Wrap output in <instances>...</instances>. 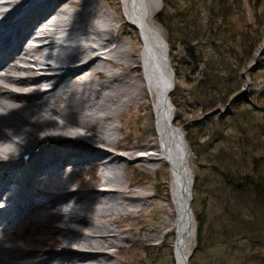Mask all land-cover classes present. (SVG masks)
Segmentation results:
<instances>
[{"label":"bare ground","instance_id":"obj_1","mask_svg":"<svg viewBox=\"0 0 264 264\" xmlns=\"http://www.w3.org/2000/svg\"><path fill=\"white\" fill-rule=\"evenodd\" d=\"M152 12L148 0H0V264H118L109 249L127 240L121 217L150 206L161 218L156 242L172 237L175 264H190L191 146L174 124L175 74ZM132 107L143 132L127 157L113 150L130 125L115 121ZM128 159L159 173L156 192L125 191ZM98 160V185L74 189L76 166ZM60 200L71 210L49 227L47 210ZM31 209L30 236L12 234Z\"/></svg>","mask_w":264,"mask_h":264},{"label":"rangeland","instance_id":"obj_2","mask_svg":"<svg viewBox=\"0 0 264 264\" xmlns=\"http://www.w3.org/2000/svg\"><path fill=\"white\" fill-rule=\"evenodd\" d=\"M120 3V0H117ZM201 5L203 0H200ZM150 5V10H153L155 22L160 26L163 35L167 41L169 47V59L171 67L175 74V89L171 94V101L175 107L176 118L174 124L181 127L187 126L189 123H194L198 129H203L205 121L209 114H205L201 108V104L198 101L197 95L193 92L198 84V80L203 74L205 68V61L202 60L200 56L201 49H205L206 55H209V51L217 52L215 47L220 48V51L225 55H241L242 54V33L252 31L256 34L255 38L258 39L257 46L252 51V56L250 59L245 56L242 61V76L245 81L243 89L239 92L238 98L243 102H252L260 91L264 90V0H227L228 7L230 9V14L222 20L224 26H226L227 32L221 33L220 37L225 35L223 40L219 41L216 46L212 43V40L206 39L205 43L198 44H188L183 42L177 35L172 34L163 24L157 21L158 14L163 9H157L155 4L156 0H148ZM182 4V0H181ZM205 12L203 14V17ZM243 58V57H242ZM46 83V82H45ZM240 96V97H239ZM259 97V96H258ZM261 107L262 114L256 119L255 122L264 123V100H259L256 104ZM151 117L147 119V126H153L155 122V114L153 110V102L149 101ZM231 106V105H230ZM223 106L220 112H216L215 116L217 118L220 115H224L228 107ZM138 118V109L132 107L131 111L124 113L122 117V123L120 119L117 118L115 123L119 126H127L124 131L117 133L120 144L123 147H119L113 150L114 153L121 154L127 157H131L133 154H129L132 150L131 147L138 142H142L140 135L143 132L141 124H143L144 119ZM146 121V119H145ZM202 124V126H200ZM210 125H212L210 123ZM207 124V129L205 131L197 130L195 135L199 139V149L197 147L194 151L193 146H191V169L194 177V187H193V201L192 209L195 216V228L196 236L194 243L192 245V253L190 264H225L226 259H235L236 262L240 258L243 260L245 254H249L251 247L246 246V244L241 243L239 247L235 250L234 255H227V246L220 245L216 247L200 248L198 241V214L202 217H207L210 220L215 219L217 214L223 210L218 206V196H216L217 181L220 179L218 171H216V153L219 151L221 145L218 141H212V130L217 127V122L210 126ZM220 126V123H219ZM141 127V129H140ZM148 128L144 127V132ZM253 129V128H252ZM249 128L248 135L252 136L253 130ZM186 133V131H185ZM207 133L206 135H203ZM229 140L223 141L222 145L226 149L235 146L239 151L241 150L242 140L240 135L236 133L228 134ZM208 139L210 142H208ZM130 142L131 145H126L124 142ZM264 141V136H263ZM212 142V143H211ZM214 144V148L210 146ZM202 152H201V151ZM24 150L21 151V154ZM18 157L21 159L22 155ZM101 160L95 162H84L76 169H82L79 174H75L72 180L73 188H79L84 190V183H89L90 186L98 185L97 177L101 174ZM128 163L125 169H121L120 174L122 176L121 180L123 184H126L125 191L128 194L136 195L137 190L144 189L145 193L152 194L158 190L157 182L160 181L159 173H151L148 171L144 165L140 167H130V165L138 164L135 161L127 160ZM66 175V173H62ZM163 184V183H162ZM143 191V192H144ZM148 203L156 202V199L149 197L146 200ZM152 207L146 208L140 212L126 214L120 219V226L125 229L124 235L127 236V240L121 243L120 247H115L109 249L110 253L113 255L118 264H175L172 249V237H168L163 243L156 242V235L160 229L159 223L161 218L151 211ZM54 209L51 207L47 210V213H52ZM81 213V212H80ZM84 214V213H82ZM35 212L33 209L26 211L24 215L18 219L14 225L10 228L11 231H15L12 234H25L27 237L33 231V221L35 219ZM84 215H87L85 213ZM55 214H49L46 220V225L53 227L54 225H62L61 222H55ZM72 227H76L77 223H70ZM53 229V228H52ZM57 238H60V234H55ZM155 247L158 252L145 254L144 250L146 247ZM61 249V248H59ZM47 250L53 251L58 250L55 246H49ZM223 258L220 262V256ZM226 259H225V258ZM219 258V261H217ZM234 261V260H231Z\"/></svg>","mask_w":264,"mask_h":264},{"label":"trees","instance_id":"obj_3","mask_svg":"<svg viewBox=\"0 0 264 264\" xmlns=\"http://www.w3.org/2000/svg\"><path fill=\"white\" fill-rule=\"evenodd\" d=\"M163 2L157 21L183 42L202 44L209 39L218 46L217 43L223 40L225 35H220L227 32V28L221 19L230 14L227 0H203L205 7L200 0H182V4L181 0ZM255 36L252 31L242 33L241 55H225L217 47L219 54L210 50L206 55L205 49H201L199 57L205 61V68L193 94L197 95L203 112L209 114L205 117L208 122L205 121L204 130L198 129L194 123L185 126L187 140L197 152L199 139L195 135L196 129L207 132V124H218L209 130H212V141L221 145L216 153L215 167L221 177L216 184L217 205L223 210L211 220L198 214L199 249L224 244L228 249L227 255H234L241 243L251 247L243 260L239 258L236 262V258L231 261L224 257L225 264H264V123L255 122L262 109L254 104L264 100V90L249 103L238 98L245 83L241 63L245 56L251 58L258 42ZM223 106L233 109L217 118L216 111ZM249 128L254 129L252 136L248 135ZM229 133L240 135L241 150L234 151L238 150L235 146L223 147L222 142L229 140ZM210 146L214 148V144ZM144 252L148 255L158 250L148 246ZM222 258L223 255L220 262Z\"/></svg>","mask_w":264,"mask_h":264},{"label":"water","instance_id":"obj_4","mask_svg":"<svg viewBox=\"0 0 264 264\" xmlns=\"http://www.w3.org/2000/svg\"><path fill=\"white\" fill-rule=\"evenodd\" d=\"M172 92L173 91H171L170 92V94H172ZM170 99H171V96H170ZM172 102V101H171ZM173 104V103H172ZM172 107L175 109V107H174V105H172ZM228 110L226 111V112H228L229 111V107L227 108ZM216 112H222V110L221 109H219V110H217ZM175 121V120H174ZM181 128L183 129V131H184V133H185V129H184V127L183 126H181ZM185 135H186V133H185ZM192 194H193V190H192ZM192 201H193V197H192ZM190 210L192 211V204L190 205ZM192 256V255H191Z\"/></svg>","mask_w":264,"mask_h":264}]
</instances>
